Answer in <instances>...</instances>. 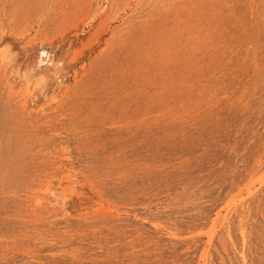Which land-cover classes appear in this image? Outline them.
<instances>
[{
	"label": "rangeland",
	"instance_id": "1",
	"mask_svg": "<svg viewBox=\"0 0 264 264\" xmlns=\"http://www.w3.org/2000/svg\"><path fill=\"white\" fill-rule=\"evenodd\" d=\"M5 46L0 264H264V0H0Z\"/></svg>",
	"mask_w": 264,
	"mask_h": 264
},
{
	"label": "clouds",
	"instance_id": "2",
	"mask_svg": "<svg viewBox=\"0 0 264 264\" xmlns=\"http://www.w3.org/2000/svg\"><path fill=\"white\" fill-rule=\"evenodd\" d=\"M49 54L46 51L41 52V56L45 57ZM18 59V53L13 52L11 46L0 47V66H8L14 68ZM38 66L39 62H38ZM55 71L56 83H63L62 72L64 70L63 62L53 65ZM13 75L21 82L22 88L29 94L36 91L44 92L47 90L48 80L41 77L34 79L31 71H21L20 68H14Z\"/></svg>",
	"mask_w": 264,
	"mask_h": 264
},
{
	"label": "bare ground",
	"instance_id": "3",
	"mask_svg": "<svg viewBox=\"0 0 264 264\" xmlns=\"http://www.w3.org/2000/svg\"><path fill=\"white\" fill-rule=\"evenodd\" d=\"M249 181H250V180H249ZM255 184H256V183H255ZM258 184H260V183H258ZM251 190H252V189H251ZM232 200H233V199H232ZM229 202H230V201H229ZM236 204H237V203H236ZM229 205H230V204H229ZM229 205H228V206H229ZM229 207H230V206H229ZM224 217H225V216H224ZM215 218H216V217H215ZM214 220H215V219H214ZM213 231H214V230H213Z\"/></svg>",
	"mask_w": 264,
	"mask_h": 264
}]
</instances>
